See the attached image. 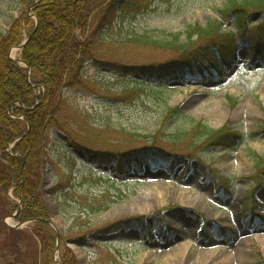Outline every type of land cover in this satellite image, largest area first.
I'll return each instance as SVG.
<instances>
[{
    "label": "rangeland",
    "instance_id": "rangeland-1",
    "mask_svg": "<svg viewBox=\"0 0 264 264\" xmlns=\"http://www.w3.org/2000/svg\"><path fill=\"white\" fill-rule=\"evenodd\" d=\"M114 1L117 8L124 0ZM227 3L151 0L148 10L135 19L118 14L106 31L119 40L146 32L161 38L186 35L190 26L204 27L218 21L216 10ZM24 11L18 0H0V41L16 19H24ZM27 12L29 20L24 19V26L30 27L35 17L31 9ZM262 17L255 16L247 23L259 25ZM225 28L236 29L233 22ZM117 55L127 64L164 62L173 57L166 48L133 44L121 45ZM19 56L18 47L9 50L10 59ZM100 73L89 70L90 83L98 85L101 94L86 87L63 90L68 105L90 117V128L98 131L100 146L117 150L136 145L142 149L151 144L144 136L156 138L166 148L174 134L198 122L214 130L228 127L243 135L244 141L237 148L202 153H190L188 144H183L172 155L185 153L186 159L180 158L181 163L173 169L165 164H146L142 170H126L122 176L113 164H94V172H90L82 164L92 165L94 159L84 160L80 155L74 172H68V148L56 143L60 155L48 149L49 159L44 162L39 183L50 214L47 223L57 233L54 264H60L57 261L63 245L74 252L79 264H199L202 257L205 264H225L229 254L228 264H241L238 250L242 244L247 245L248 264H264V165L256 183L249 179L257 173L258 160L264 158V60L252 62L250 52H240L236 64L221 78L215 74L188 81L162 95L148 88L136 89L126 80L122 82V77L110 79L114 72L107 76ZM132 91L131 97L128 92ZM174 108H180L181 114L164 124L169 109ZM71 174L78 176L75 179ZM83 176L88 177L84 180ZM123 181L128 183L119 184ZM107 206V211L92 213ZM19 208H23V198L13 189L0 196L3 227L21 223L20 230L33 231V222L11 217ZM118 223L125 227L102 232ZM0 231H4L1 224ZM61 238L64 244L59 245ZM182 246H187L185 252L173 261L171 254Z\"/></svg>",
    "mask_w": 264,
    "mask_h": 264
},
{
    "label": "trees",
    "instance_id": "trees-1",
    "mask_svg": "<svg viewBox=\"0 0 264 264\" xmlns=\"http://www.w3.org/2000/svg\"><path fill=\"white\" fill-rule=\"evenodd\" d=\"M37 1L18 0L25 10L23 18L29 20L27 9L32 8L37 21L32 20L29 27V24L24 26V19H16L0 41V196L4 197L14 188L15 195L23 198L17 220L39 221L33 231L3 227L0 221L4 229L0 231V264H54L57 233L47 223L50 214L39 183L44 161L49 159L48 149L60 155L56 143L68 148V172L73 171L78 162L74 153H81L95 162L114 163L119 175H124L126 170L141 168L146 162L165 164L173 169L181 163L180 158L185 159V153L172 155L174 149H181L183 144H188L190 153H202L213 148H237L244 141L243 135L228 127L214 130L198 122L174 134L172 144L166 148L161 147L156 138L144 136L151 144L142 149L136 145L117 150L103 147L96 140L98 131L90 128V117L68 105L64 88L86 87L99 93L101 90L97 91L98 85L90 83L89 76V70L96 69L103 76L114 72L110 79L122 77V82L126 80L136 89L150 88L162 94L171 89L169 83L174 81L186 83L205 74L222 73L236 63L242 49L252 51L254 61L264 58V0H228L227 6L217 9L222 20L205 27L190 26L186 35L177 33L161 38L146 32L126 36L125 40L109 37L107 28L118 14L137 18L148 10L151 0H124L117 8L114 0ZM256 14L263 15L262 22L259 25L247 23ZM231 21L235 23V31L225 29V24ZM183 35L184 41L181 40ZM27 39L20 59L30 71L8 57L11 48L19 47ZM123 44L166 48L173 57L164 62L127 64L118 60L117 49ZM155 83L161 85L155 88ZM35 87L41 89L37 91ZM128 93L132 97L134 92ZM180 114L179 110L171 109L164 124ZM263 165L264 158H260L257 173L249 178L254 183L258 181L257 174L263 172ZM84 166L93 171L91 166ZM108 209L109 206L97 208L92 213ZM62 215L67 217L64 211ZM124 227L118 223L102 232ZM63 240L61 238V244ZM60 264H79L74 252L64 245Z\"/></svg>",
    "mask_w": 264,
    "mask_h": 264
},
{
    "label": "bare ground",
    "instance_id": "bare-ground-1",
    "mask_svg": "<svg viewBox=\"0 0 264 264\" xmlns=\"http://www.w3.org/2000/svg\"><path fill=\"white\" fill-rule=\"evenodd\" d=\"M248 52H250L251 53V55H252V57H253V53H252V51H248ZM236 64V63H235ZM234 64V65H235ZM234 65H231V67H230V69L231 68H233V66ZM27 70L28 71H30V68H29V66L27 67ZM30 73V72H29ZM29 75V74H28ZM8 82V81H7ZM186 85V83H181V82H178V81H174V82H172L170 85H169V87L171 88L170 89V91H172V90H174V89H177V87H179V86H185ZM153 86L155 87V88H158V87H156L155 86V84H153ZM41 89V87H35L34 88V90H40ZM145 89H147V88H145ZM149 90H151L150 88H148ZM151 91H153V90H151ZM153 92H155V91H153ZM166 92V91H165ZM164 92V93H165ZM156 93V92H155ZM164 93H162V94H164ZM159 94V93H158ZM161 94V95H162ZM174 109H176V110H180V108H174ZM171 109H169V111H170ZM168 111V112H169ZM91 124V123H90ZM103 128H106V127H103ZM96 135V140L99 142V145H101V142H100V138L98 137V135L97 134H95ZM58 137H61V139H64V137L63 136H58ZM55 139V138H54ZM60 139V138H59ZM59 139L58 138H56L55 140H57V141H59ZM65 148H67V147H65ZM66 151H68L67 149H66ZM111 152V151H110ZM110 152H107V153H110ZM74 154H76V156L78 157L79 155L81 156V159H84V160H86V158L85 157H83L82 155H81V153H74ZM88 158V157H87ZM93 164H94V162H93ZM85 165H87V166H91V165H88V164H85ZM162 192V191H161ZM161 194V193H160ZM186 247L187 246H182V247H178V250H176V251H173V253L171 254V256L170 257H173V261H175L176 259H178L179 257H181V254L182 253H184L185 252V250H186ZM245 247H247V245H245V244H242L241 246H239V250H238V257H239V259H240V263L241 264H248V258L246 257V252H245V250H244V248ZM203 258V257H202ZM202 258H199L198 259V262H199V264H205V261L202 259ZM230 259H231V255L229 254L228 256H227V258H226V262H225V264H228V263H230Z\"/></svg>",
    "mask_w": 264,
    "mask_h": 264
},
{
    "label": "water",
    "instance_id": "water-1",
    "mask_svg": "<svg viewBox=\"0 0 264 264\" xmlns=\"http://www.w3.org/2000/svg\"><path fill=\"white\" fill-rule=\"evenodd\" d=\"M24 46H25V44H24L23 46H21L20 48H21V49H23V48H24Z\"/></svg>",
    "mask_w": 264,
    "mask_h": 264
}]
</instances>
